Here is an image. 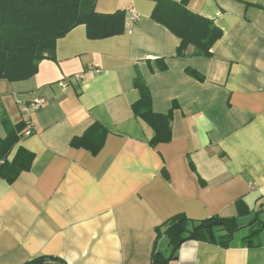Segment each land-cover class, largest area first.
I'll return each mask as SVG.
<instances>
[{
	"label": "crops",
	"instance_id": "0c3cea01",
	"mask_svg": "<svg viewBox=\"0 0 264 264\" xmlns=\"http://www.w3.org/2000/svg\"><path fill=\"white\" fill-rule=\"evenodd\" d=\"M155 6L97 0L99 13L126 12L125 34L90 40L79 26L58 40L55 60L41 61L35 76L0 79V118L4 111L13 124L34 125L19 145L35 155L13 184L0 178V264L42 256L66 264H152L156 229L175 215L235 218L237 232L257 213L260 221L264 0H190L192 13L223 31L211 57L193 56V46L178 57L181 41L153 19ZM131 9L138 20L130 19ZM138 74L153 112L172 111L168 143L151 147L155 132L133 111ZM37 99L42 107L24 113L22 106ZM95 124L107 131L97 155L72 146ZM239 200L249 209L245 216ZM237 232L227 246L187 241L166 264H264V243L247 244ZM159 250L172 253L164 237Z\"/></svg>",
	"mask_w": 264,
	"mask_h": 264
},
{
	"label": "trees",
	"instance_id": "16d2710c",
	"mask_svg": "<svg viewBox=\"0 0 264 264\" xmlns=\"http://www.w3.org/2000/svg\"><path fill=\"white\" fill-rule=\"evenodd\" d=\"M156 6L152 17L166 26L180 39L177 56L186 55L189 46L194 47L193 56L211 57L212 48L223 36L212 20L192 13L190 0H149ZM97 0H0V79L10 82L25 81L38 72L43 60H55L58 40L66 37L74 29L84 26L90 40H105L121 36L126 32V12L112 14L99 13ZM161 70H167L164 62L159 63ZM202 80L196 71H188ZM135 87L141 94L140 100L133 105L135 115L149 124L155 136L151 147L168 143L172 139L173 115L153 112L151 93L143 78L138 74L134 79ZM1 124L5 136H0V178L13 184L19 176L31 170L35 155L20 146L25 137L28 123L21 121L13 124L7 114L1 112ZM107 131L100 124L92 126L81 138L72 141V146L85 148L97 155L103 147ZM167 174V172H166ZM239 215H247L248 207L243 200L236 203ZM248 227L250 233L245 240L251 244L260 233L259 214ZM256 226V227H255ZM240 229L235 218L212 216L195 221L184 214H178L156 229L152 264H166L175 258L176 251L187 241H208L227 246L232 236ZM219 231L225 234L219 235ZM166 238L172 248L170 257L159 250L161 238ZM25 264H66L57 257L42 256Z\"/></svg>",
	"mask_w": 264,
	"mask_h": 264
},
{
	"label": "built area",
	"instance_id": "2783aa9c",
	"mask_svg": "<svg viewBox=\"0 0 264 264\" xmlns=\"http://www.w3.org/2000/svg\"><path fill=\"white\" fill-rule=\"evenodd\" d=\"M130 14H131L130 19L132 21L138 20V14L134 9L130 10ZM43 104H44L43 100L37 99L29 105L22 106V110L24 113H29L33 110H37V109L41 108ZM33 127H34V125L32 123L28 122V129L25 131L26 136H29L33 133Z\"/></svg>",
	"mask_w": 264,
	"mask_h": 264
},
{
	"label": "rangeland",
	"instance_id": "374dc122",
	"mask_svg": "<svg viewBox=\"0 0 264 264\" xmlns=\"http://www.w3.org/2000/svg\"><path fill=\"white\" fill-rule=\"evenodd\" d=\"M257 217L255 216L254 218H253V221L256 219ZM252 222V221H251ZM245 224H249L248 222L247 223H245ZM260 226H258V227H261V232H260V235L258 236V237H255L254 239H253V241L255 242V243H260V242H262V243H264V214L260 217V224H259ZM246 226V225H245ZM249 233H250V231H249V228L248 227H244V228H242V230H240L239 232H237V238H244V237H246V236H248L249 235ZM238 240V239H237ZM164 250V249H163ZM165 251V250H164ZM169 253H167L166 255H168Z\"/></svg>",
	"mask_w": 264,
	"mask_h": 264
}]
</instances>
